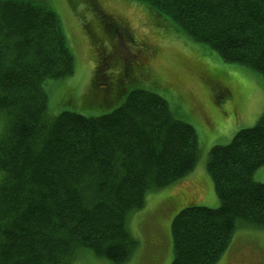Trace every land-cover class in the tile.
Wrapping results in <instances>:
<instances>
[{"label": "trees", "instance_id": "16d2710c", "mask_svg": "<svg viewBox=\"0 0 264 264\" xmlns=\"http://www.w3.org/2000/svg\"><path fill=\"white\" fill-rule=\"evenodd\" d=\"M134 1L154 9L149 13L159 26L170 22L225 62L264 77V0ZM104 50L98 48L97 88L110 84L113 57ZM74 70L53 11L30 0H0V115L6 116L0 264H71L84 249L123 264L137 246L128 222L146 194L177 183L196 166L195 128L144 89L130 91L119 108L98 118L71 112L50 118L43 83ZM119 72L116 86L126 77L125 69ZM210 78L218 87L220 78ZM263 166L264 113L228 145L210 150L207 171L221 206H190L175 216L172 264H217L238 226L264 229V184L254 179Z\"/></svg>", "mask_w": 264, "mask_h": 264}, {"label": "rangeland", "instance_id": "374dc122", "mask_svg": "<svg viewBox=\"0 0 264 264\" xmlns=\"http://www.w3.org/2000/svg\"><path fill=\"white\" fill-rule=\"evenodd\" d=\"M30 1L58 16L75 61L71 76L43 83L50 118L62 112L98 118L119 108L130 91L144 89L164 98L178 120L195 128L199 157L193 172L173 185L148 192L144 207L134 212L128 222L137 246L123 264H172V222L181 210L190 206L214 210L221 206L207 171L209 152L215 146L228 145L241 129L256 125L264 113V77L243 65L225 62L209 46L196 42L161 15L170 27L159 26L149 13L155 10L145 3ZM109 21L114 24L112 28ZM123 23L131 33L129 38L125 37V46L117 32ZM138 42L152 47L148 59L137 56ZM99 47L105 49V56L113 57L108 69L112 86L92 85ZM122 69L126 77L116 86V81L123 77L120 72L118 75ZM212 73L220 78L218 87L210 78ZM108 89L109 95L105 93ZM118 89L121 94L115 98ZM5 127L6 116L0 115V138ZM3 176L0 171V182ZM254 179L264 184V166L255 173ZM71 264L114 263L84 249L75 255ZM217 264H264V229L238 226Z\"/></svg>", "mask_w": 264, "mask_h": 264}, {"label": "flooded vegetation", "instance_id": "af4514ba", "mask_svg": "<svg viewBox=\"0 0 264 264\" xmlns=\"http://www.w3.org/2000/svg\"><path fill=\"white\" fill-rule=\"evenodd\" d=\"M108 23L110 24L111 28H112V26H114V24L111 21H109ZM117 32L119 34L118 37H120V40H122V42L124 41L123 45L125 46V37L129 38V35L131 34L128 30L127 25L124 23H123V25H120L117 28ZM152 50H153L152 47L149 46L147 43H144V42L136 43V51L138 53L137 56H139L140 58L146 57L148 59L150 57ZM153 54H154V52H153Z\"/></svg>", "mask_w": 264, "mask_h": 264}]
</instances>
